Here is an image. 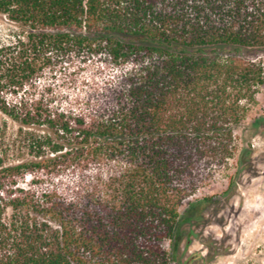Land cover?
<instances>
[{
  "label": "trees",
  "instance_id": "trees-1",
  "mask_svg": "<svg viewBox=\"0 0 264 264\" xmlns=\"http://www.w3.org/2000/svg\"><path fill=\"white\" fill-rule=\"evenodd\" d=\"M0 15V114L16 127L0 264H171L181 202L228 168L264 83L238 55L264 49V0H0ZM96 56L127 67L84 100L37 97L45 70ZM42 170L74 179L25 181Z\"/></svg>",
  "mask_w": 264,
  "mask_h": 264
},
{
  "label": "rangeland",
  "instance_id": "rangeland-1",
  "mask_svg": "<svg viewBox=\"0 0 264 264\" xmlns=\"http://www.w3.org/2000/svg\"><path fill=\"white\" fill-rule=\"evenodd\" d=\"M10 31L0 15V44L10 40ZM238 55L264 65V49H244ZM126 67L113 66L99 56L73 58L45 70L36 94L52 106L81 101ZM15 131V125L0 114V155H10L6 144ZM234 135L236 151L228 168L180 204L175 237L163 244L171 264H264V83ZM32 178L39 190L50 186L60 190L74 179L70 172L54 177L46 170L26 175L25 181Z\"/></svg>",
  "mask_w": 264,
  "mask_h": 264
}]
</instances>
